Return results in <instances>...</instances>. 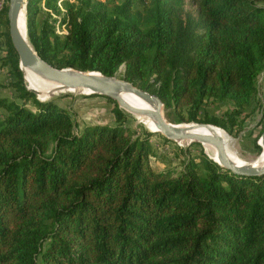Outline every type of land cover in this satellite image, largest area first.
Here are the masks:
<instances>
[{
    "label": "trees",
    "instance_id": "obj_1",
    "mask_svg": "<svg viewBox=\"0 0 264 264\" xmlns=\"http://www.w3.org/2000/svg\"><path fill=\"white\" fill-rule=\"evenodd\" d=\"M182 1L28 0L27 35L57 67L112 75L122 65L173 122L220 125L200 107L230 100L234 117L251 102L264 0H195V14ZM0 16V63L16 90L0 95V264H264V173H233L203 151L158 168L109 96L114 124L78 130L70 108L25 86L7 5Z\"/></svg>",
    "mask_w": 264,
    "mask_h": 264
},
{
    "label": "rangeland",
    "instance_id": "obj_2",
    "mask_svg": "<svg viewBox=\"0 0 264 264\" xmlns=\"http://www.w3.org/2000/svg\"><path fill=\"white\" fill-rule=\"evenodd\" d=\"M7 4L8 0H0V10ZM196 7L197 4L195 0L182 1L183 14L187 11L195 14ZM44 15V12L39 13V21H41ZM1 17L2 16H0V50H5V31L7 30V24ZM55 28L56 32L62 33L65 26H58L56 23ZM2 67L6 66L0 63V70H3ZM122 69L123 66H121V69L117 71V75L120 77ZM6 70L7 71H3L4 76L0 77V95L14 97L16 90L13 86L9 85V81L12 80L14 76L9 73V76L11 77L8 78V75L5 73L9 72V70ZM23 74L24 79L26 80L25 73L23 72ZM50 93H48V99L46 100L51 99L62 106L70 108L72 111L71 116L76 121L78 130L82 129V127L87 123H103L112 125L115 122L111 110L113 102L108 100L104 95L92 92L85 93L79 89H54ZM36 95L41 98L39 92ZM262 104H264V72H261L257 76L256 92L251 102L240 109V113L234 117L227 116L225 112L234 107V103L232 101L228 100L215 102L211 98H207L200 107V116H204V112L218 116L221 120L220 125L215 123L213 124L219 126L221 128L219 129L227 134L228 141L226 144L229 150H233V153L245 161L255 162V160H257L263 153L261 145L257 142L264 128V113L262 112ZM123 111L125 112L124 124L133 128L135 134H139L141 136L147 135L149 138V142L151 144L150 161L154 166L158 168L168 166H176L180 168L182 159L187 157L189 154L193 155L203 151L208 155L207 148L203 143L192 139L183 142L168 138V141L163 137V134L160 131H151L142 122H139L136 116L137 114L125 109H123ZM167 118L169 119V117ZM189 122L191 123V121ZM255 140L260 147L255 145ZM178 147L182 149H179Z\"/></svg>",
    "mask_w": 264,
    "mask_h": 264
},
{
    "label": "water",
    "instance_id": "obj_3",
    "mask_svg": "<svg viewBox=\"0 0 264 264\" xmlns=\"http://www.w3.org/2000/svg\"><path fill=\"white\" fill-rule=\"evenodd\" d=\"M27 1L28 0H8L7 4L8 33L12 46L18 55L19 67L22 72V65L28 66L32 70L42 74L47 79L55 82L58 85L55 90H83L84 88H88L92 93L109 96L116 100L119 107L125 110L133 113H143L149 115L154 119L155 125L159 131L171 140L192 139L201 143H210L215 147L217 157L213 158L208 154L209 157L226 169L231 170L233 173L247 175H261L264 173V162L259 166L254 165L253 162L237 164L233 159H231L227 150V144L219 134L215 132L211 134L193 132L190 128L180 125L181 122H173L169 120L163 111V101L156 93L133 84L131 81L118 76L117 73L107 75L96 70H81L69 66L57 67L42 58L33 47L29 38H25L21 34L18 27V16L23 10L25 13V29L27 34ZM121 66L119 69H121ZM24 84L28 89L33 90L36 94L38 93L37 90L27 84L25 79ZM125 91L135 92L152 102L154 107L140 108L129 104L121 95V93ZM37 97L39 98L38 95ZM39 99L42 100L41 98ZM193 122L195 123V126L203 125L213 129L215 127H219L210 122ZM257 142L261 145L264 152V128Z\"/></svg>",
    "mask_w": 264,
    "mask_h": 264
},
{
    "label": "bare ground",
    "instance_id": "obj_4",
    "mask_svg": "<svg viewBox=\"0 0 264 264\" xmlns=\"http://www.w3.org/2000/svg\"><path fill=\"white\" fill-rule=\"evenodd\" d=\"M18 27L20 29L21 34L25 38H28L26 34V29H25V13L23 10L19 13V16H18ZM22 69H23V72L25 73L27 84L40 93L41 99H44V100L48 99L47 97L48 93H50L52 90L58 87V85L55 82L47 79L42 74L32 70L28 66L22 65ZM69 90H73V89H69ZM82 91L88 92V93L91 92L88 88H84ZM121 95L126 102H128L129 104L133 106H137L140 108H153L154 107L152 102L148 101L147 99L136 94L133 91H125V92H122ZM134 114H137L136 116H137L138 121L142 122L149 130L159 131V129L155 125L154 119L151 118L149 115H146L143 113H134ZM180 125L190 128V130L193 132H201L205 134H211L215 132L219 134L225 140V142L228 141L227 134L224 131L220 130L221 129L220 127H215L213 129V128L205 127L203 125L195 126L194 122H191V123L182 122L180 123ZM187 140H190V139H181L180 141L184 142ZM203 144L207 148V153L213 158H216L217 156H216L215 147L210 143H203ZM227 150L229 152V156L231 157V159H233L237 164H245V163L250 162V161H245L239 158L235 153H233V150H229L228 147H227ZM263 162H264V152L261 154V156L257 160H255V162H253V164L260 166L262 165Z\"/></svg>",
    "mask_w": 264,
    "mask_h": 264
},
{
    "label": "crops",
    "instance_id": "obj_5",
    "mask_svg": "<svg viewBox=\"0 0 264 264\" xmlns=\"http://www.w3.org/2000/svg\"><path fill=\"white\" fill-rule=\"evenodd\" d=\"M0 52H1V53H0V56H1V55L4 53V50L1 49ZM2 69H3V70H0V74H1L0 77H1V76H4L3 71H7V70H6V69H7L6 67H2ZM2 74H3V75H2ZM5 74L8 75V78L11 77V76H9V72H7V73H5Z\"/></svg>",
    "mask_w": 264,
    "mask_h": 264
}]
</instances>
